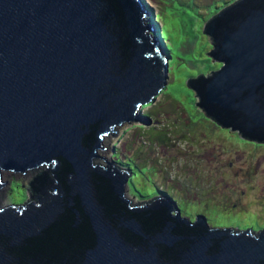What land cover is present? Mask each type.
I'll return each instance as SVG.
<instances>
[{"label": "water", "instance_id": "obj_1", "mask_svg": "<svg viewBox=\"0 0 264 264\" xmlns=\"http://www.w3.org/2000/svg\"><path fill=\"white\" fill-rule=\"evenodd\" d=\"M147 13L144 0H0V188L7 170L33 179L25 205L0 206V264H264L263 230L189 220L166 193L132 205L131 169L97 163L106 134L167 85ZM205 32L223 65L188 81L204 115L264 136V0Z\"/></svg>", "mask_w": 264, "mask_h": 264}, {"label": "rangeland", "instance_id": "obj_2", "mask_svg": "<svg viewBox=\"0 0 264 264\" xmlns=\"http://www.w3.org/2000/svg\"><path fill=\"white\" fill-rule=\"evenodd\" d=\"M235 1L144 0L147 15L153 14L166 38L167 85L139 110L137 119L117 125L104 138L97 163L113 168L128 164L132 173L123 197L132 205L165 192L189 220L204 214L211 226L257 232L264 231V136L247 138L204 115L202 98L188 83L222 67L210 55L214 40L205 29L219 8L221 14ZM154 27L151 33L162 49ZM162 134L166 140L152 138ZM14 172L3 174L1 207L25 205L32 195L29 171Z\"/></svg>", "mask_w": 264, "mask_h": 264}, {"label": "trees", "instance_id": "obj_3", "mask_svg": "<svg viewBox=\"0 0 264 264\" xmlns=\"http://www.w3.org/2000/svg\"><path fill=\"white\" fill-rule=\"evenodd\" d=\"M240 1H241V0H236V1L234 2V5H235L236 3H238V2H240ZM146 6H147V5H146ZM235 7H236V6H235ZM147 8L149 9L148 6H147ZM226 9H227V8H226ZM226 9H225V10H226ZM220 10H221V8H219V11L217 10V12L214 13V15H213L212 18H216V17H218V16L220 15ZM221 14H222V13H221ZM153 17H154L153 14H151V15H150L151 23L153 24V26H155L154 28H156V24L154 23V18H153ZM157 17H158V16L156 15V18H157ZM156 18H155V19H156ZM212 18H211V19H212ZM154 33H155L157 36H160L161 33H160V29H159L158 26H157V28H156V31H154ZM159 38H160V40H161L160 42H161V45H162V47H163V48H162V47H161V48H162V49H165V47H164L165 44L163 43V40H165L166 38H165V35H164L163 32H162V35H161ZM166 46H167V45H166ZM164 51H165L164 53H165L166 55L169 53L168 50H167V47H166V49H165ZM201 77H205V76H204V75H201V76H199V77H197V78H201ZM197 78H196V79H197ZM193 80H194V79H193ZM163 90H164V89H163ZM163 90H162V91H163ZM197 96H200V95H197ZM148 104H149V103H148ZM144 106H146V104H144L143 107H144ZM218 123L221 125L220 122H218ZM222 126H223V125H222ZM242 134H244V133H242ZM244 135H245V134H244ZM164 136H165V135L162 134L161 137H152V138H153V139H154V138H157V139L161 138V139H163V140H166ZM127 165H128V164H122V167H120V168H122V169L125 168V169H127V170H130L131 168L127 167ZM130 171L132 172V170H130ZM31 181H33V179H32ZM159 193H161V194H165V192H159ZM32 195H33V193H32ZM159 197H160V195H159L158 197H155L153 200H155L156 198H159ZM30 199H31V197L29 198V200H30ZM257 232H258V231H257Z\"/></svg>", "mask_w": 264, "mask_h": 264}, {"label": "bare ground", "instance_id": "obj_4", "mask_svg": "<svg viewBox=\"0 0 264 264\" xmlns=\"http://www.w3.org/2000/svg\"><path fill=\"white\" fill-rule=\"evenodd\" d=\"M241 1H242V0H241ZM241 1L238 2V3H236V4L234 5V7H235L237 4L239 5V4L241 3ZM234 7H233V8H234ZM226 10H227V9H226ZM226 10H225V11H226ZM216 18H217V17H216ZM161 92H162V91H161ZM118 125H119V124H118ZM223 126H224V125H223ZM113 130H114V129H113ZM112 134H114V133H112ZM116 134H117V133H116ZM244 136L247 137V138H250V136H246V135H244ZM105 138H106V137H105ZM255 138L257 139V138H259V137L256 135ZM260 139H263V140H264V137H262V138H260ZM103 141H104V139H103ZM124 169H125V168H124ZM145 201H146V200H145ZM138 202H139V201H138ZM138 202H137V203H138ZM170 203H171V202H170ZM186 218H187V217H186Z\"/></svg>", "mask_w": 264, "mask_h": 264}]
</instances>
